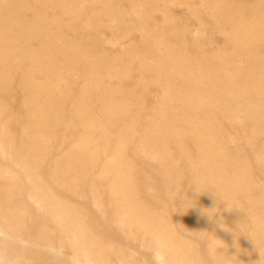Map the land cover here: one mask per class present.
<instances>
[{"label":"bare ground","instance_id":"obj_1","mask_svg":"<svg viewBox=\"0 0 264 264\" xmlns=\"http://www.w3.org/2000/svg\"><path fill=\"white\" fill-rule=\"evenodd\" d=\"M98 3L99 0H1L0 97L5 96L9 101H16V97L24 95L22 111L26 122L21 128L22 133L32 139L45 141L47 134L54 132L55 122L64 113L67 105L68 91L61 88L60 82L69 81L78 72L85 82V88L82 98L74 105L72 112L74 120L82 128H87L92 136L101 131L102 123L109 126H125V135L116 150L115 158L105 164L101 163L99 155L91 149L89 144L65 155L58 162L54 180L59 185L77 193L79 188L86 185L85 180L91 174V170L100 167L101 173L97 179L103 183L110 182L109 192L113 199L112 206L115 208L114 221L118 225L129 228L134 237L146 238L149 234L153 239V245L167 256L168 264H199L195 258L190 256L189 248L185 244L177 243L175 230L171 227L167 230H159L155 217L146 210H140L139 195L144 189L145 183L141 172H135L131 163L125 161L128 143L126 135L131 131L128 121L131 120L135 99L133 102L130 99H121L119 92L112 95L102 88L99 79L102 75V64L107 63V60L88 48L89 45L85 40H91L93 37L83 35L78 41L65 33L66 29L84 32L98 31L100 24L107 27H118L116 22L120 20L122 10H114L109 5L99 10L94 7V4ZM216 3V1L210 2L206 13L221 12L222 6H216ZM147 5L150 6L148 2L141 1L133 10L139 17L140 25L145 22L143 19L154 9L151 6V8H147ZM49 11H52V17H50ZM238 11L235 9L225 10V13L227 12L225 21L231 23L234 33L229 38L233 43V50L229 55L225 51H221L219 55L214 56L217 61L216 66L204 65L203 63L207 62V59L204 58L206 56L203 57V60L191 59L184 57L180 52L174 55L168 46L158 45L159 58L155 61L157 66L150 71L153 70L154 75H157V82L165 81L167 83V87H164L163 90L165 93L163 101L169 103L168 110L170 112L175 111L173 103H181L182 110L191 113V115H186L184 118L183 126L185 128L183 130H178L177 124L167 114V116L164 114V120L151 122L150 129L143 133H146V136L140 150L141 154L147 158L161 164L168 162L169 174L175 170V150L187 159L189 166L196 174V179L182 197L185 209L182 212L181 220L186 225H192L197 235L199 234L201 237L210 235L208 243L215 264H252L249 262V255L252 261L258 260L257 252L261 256L264 255V214L253 219V226L227 223L225 210L221 217L216 218L217 211L226 202L225 198L222 201L218 200L219 182L228 181L235 193L248 195L249 198L251 194H256L257 189L247 177H237L232 182L230 174H236L239 166L237 161L229 160L220 129L227 128L228 131L230 130L228 133L231 136L234 130L244 131L245 128L240 125L238 119L239 114L245 113L251 118L254 127L258 128L256 134H261L264 131V120L260 119L264 114V61L260 65L257 55L253 57L255 54L251 53L252 47L259 48L264 43V11L252 10L248 14L252 18L243 20L239 19L240 12ZM57 13L69 16L73 25L63 24V20L58 17ZM102 16L107 17V21H103ZM76 24H80V26H76ZM199 24L201 23L199 22ZM201 27L200 30L193 33L196 39L204 34ZM36 43H38L37 46ZM245 52L247 56L243 59ZM12 63L31 65V69L28 70L18 68L20 72H17L16 75L20 73V82L15 97L8 94L16 77L11 72ZM105 68L108 75L114 77L119 75V71L114 68ZM36 70L48 78L47 88L37 82ZM176 81L177 83H173ZM94 95L106 100L100 113L92 112L89 104V97ZM201 112H205V116L199 115ZM95 118H100L102 122L96 124ZM5 119L9 128L20 125L18 117L10 118L6 108L0 105V121ZM224 119H227L228 122L224 123ZM1 133L3 138L0 141L2 150L0 152L4 155L7 152L4 150L5 146L14 147L15 141L9 136V130L3 129ZM187 140L193 142L197 161L191 158L192 156L185 147ZM36 148L35 141H32L29 146L21 147L13 161L19 165H17L18 168L21 164L25 166L22 172L27 179L29 197L41 208L46 209L49 220L55 222L66 233L77 256L85 260L82 264H94V261L105 262L109 254L114 253L113 247L103 244L99 237L89 231L81 215H75L72 209L64 208L58 202L59 199L57 201L45 185L35 177L37 163H30L29 159L33 156L37 158ZM10 155L13 154L10 153ZM260 157L264 160V150ZM13 172L14 170L11 172L0 170V178L8 180V186L0 184V207L6 209V213L0 218L3 225L14 234V238L20 241L21 229L19 226L25 213L21 206H12L13 190L19 179ZM135 173L136 178L133 176ZM80 175L83 179L80 178ZM95 183L96 179L92 181L87 190L93 197L92 199L101 205L102 195L95 190ZM183 186L182 179L178 177L175 182V193L170 195V200L175 206L178 204L177 194ZM194 186H199L200 193L195 192ZM87 190L85 189V192ZM152 190L154 189L152 188ZM257 206L264 213L263 204L258 202ZM165 219L167 220V218ZM0 233L3 232L0 231ZM179 234L181 235V233ZM246 239H251L259 245L256 251L248 255L242 244ZM0 247H7V244L0 240ZM45 249L48 250V248ZM117 255L125 259L122 252ZM19 261L17 260L16 264H19ZM129 263L127 260L125 264Z\"/></svg>","mask_w":264,"mask_h":264},{"label":"rangeland","instance_id":"obj_2","mask_svg":"<svg viewBox=\"0 0 264 264\" xmlns=\"http://www.w3.org/2000/svg\"><path fill=\"white\" fill-rule=\"evenodd\" d=\"M141 1L148 2L154 9L143 19L145 22L140 25L139 17L133 10ZM213 1L217 2L216 6H222L221 12L213 11L212 14L206 13L207 6ZM108 5L114 10H122L120 20L116 22V26L118 27H107L104 24H100L98 31L84 32L82 30L66 29L65 33L68 36L76 38L78 41H80L83 35L93 37L94 39L85 40L89 45L88 48L107 60V63L102 64L104 68L109 67L119 71V75L114 77L108 75L106 68L102 67V75L99 79L102 88L112 95L119 92L121 99H130L132 102L135 99L131 120L128 121V124L131 125V131L126 135L128 143L125 161L131 163L135 172H141V177L145 183L144 189L139 195L140 210H146L150 215L155 217L159 230H167L169 227L175 230L177 243L185 244L189 248L190 256L195 258L199 264H215L208 243L210 235L208 234L206 237L197 235L192 225H186L181 220L182 212L185 209L182 197L186 194L187 189L194 184L196 179V174L189 166L187 159L175 150V170L169 174L168 170L170 167L167 165L168 162L161 164L149 157L147 158V156L145 157L140 152L141 145L146 136V133H143L150 129L151 122L164 120V116L167 114L177 124L178 130H183L185 128L183 126L184 118L186 115H191V113L182 110L181 103H173L175 107L174 112L168 110L169 103L163 101L165 97L163 90L164 87H167V83L165 81L161 83L157 82V75H154L155 72L153 70L150 71V69H154L157 66L155 61L159 58L158 45L161 44L164 47L168 46L174 55L180 52L184 57L196 60H203V57L206 56L204 58L207 59V62L203 64H209L208 66L210 67L216 66L217 61H215V57L221 51H225L229 55L233 50V43L230 42L229 38L234 33L231 23L225 21L227 17L225 10H239V19H251L252 16L248 15L250 11H264V0H99L98 4H94V7L101 10ZM150 6L147 5V8ZM49 15L50 17L53 16L52 11H49ZM57 15L63 20V24L73 25L69 16L58 13ZM258 16L256 17L258 18ZM102 19L103 21H107V17L102 16ZM76 26H80V24H76ZM200 26H202L201 28L203 29L201 30L204 34L198 37L199 39H196L193 33L200 30ZM37 44L35 45L37 46ZM251 53L255 54L253 57L257 55L256 57L260 60L259 64L262 65L264 61V43L259 48L252 47ZM246 56L247 53L245 52L243 59ZM19 67L22 70L31 69V65L28 63L22 65L12 63V74L16 75L17 72H20L18 70ZM78 75L79 73L76 72L69 81L60 82L61 88L68 91L67 105L64 113L55 122L54 132L48 133L45 141L32 139L22 133L21 128L26 122L24 112L22 111L24 95L16 97V101H9L5 96L0 97V105L6 108L9 117L13 119L17 116L20 121V125L12 128H9L6 119L0 121V141L3 138L1 133L3 129L9 130V136L15 141L14 147L9 148V146H5L4 150L8 153L5 152L3 155L0 149V170H3V172L14 170V175L20 179H18L17 186L13 190L12 206H21L25 213L24 219L19 226L21 229L20 241H17L11 230L3 225L1 218L0 231L7 237H0V240L7 244V246L9 245V241H11L12 245L16 247L18 257L20 258H18V261L20 260L19 264H82L85 262L82 257L77 256L66 233L55 222L49 220L46 209L41 208L40 205H37L29 197L27 179L24 176V172H22L25 166L21 164L18 168V164L13 162L21 147L29 146L32 141H35L37 158L32 155L33 157L29 159L30 163H37L35 177L45 185L57 201L59 199L58 202L64 208L72 209L75 215H81L89 231L99 237L103 244L112 246L114 249V253L109 254L105 262L94 261V264H125L127 260L130 262L129 264H168L167 256L163 255L153 245V239L149 234L146 238L142 236L134 237L129 228L120 226L114 221L115 208L112 206L113 199L109 192L110 182H99L97 178L101 173L100 167L91 170V174L85 180L86 185L79 188L77 193L70 191L65 186L59 185L54 180V172L58 162L65 155L89 144L91 149L99 155L101 163L105 164L115 158L116 150L125 135L126 128L122 125L109 126L102 123L103 128L101 131L92 136L87 128H82V126L77 124L72 116V112L74 105L82 98V92L85 88L84 80ZM36 78L39 84L47 88L48 78L44 74L36 70ZM19 82L20 73L16 75L15 82L9 89V96L15 97ZM173 83H177V81ZM88 101L92 112L100 113L106 100L94 95L89 97ZM199 115L205 116V112H201ZM95 119L96 124L102 122L100 118ZM260 119L264 120V114L261 115ZM238 120L240 125L245 128L244 131L234 130L231 136L228 133L230 130L228 131L227 128L220 129L224 138V149L227 151L229 160L237 161L239 166L236 174H230L231 180L233 182L237 177L241 176L249 178L251 184L257 188L256 194H251L252 198L250 197V199L248 195L235 193L228 181L219 182L220 193L218 200L222 201L225 198L226 202L217 211L216 218L221 217L225 210L227 212V223H241L253 226V219L264 214L257 206L259 202L263 204L264 208V160L260 157V154L264 150V131L261 134H256L258 128L254 127L251 118L245 113L239 114ZM227 122L228 120L224 119V123ZM185 147L192 156L191 158L197 161L193 142L187 140ZM10 153L13 155H10ZM133 176L136 178V173ZM178 177L182 179L184 186L177 194L178 204L175 206L170 200V195L175 193V182ZM80 178L83 179L81 175ZM95 179V190L102 195L101 205L92 199L93 197L90 195L89 190H87ZM0 184L1 186H8V180L0 178ZM85 189L87 190L86 192ZM4 213H6V209L0 207V217ZM190 239L192 240L191 242L189 241ZM242 244L245 246L244 251L247 255L259 248V245L251 239L244 240ZM45 248H48V250ZM121 252L125 255V259L117 255ZM256 255L258 260L252 261L249 255V262L257 264L261 256L259 252Z\"/></svg>","mask_w":264,"mask_h":264},{"label":"clouds","instance_id":"obj_3","mask_svg":"<svg viewBox=\"0 0 264 264\" xmlns=\"http://www.w3.org/2000/svg\"><path fill=\"white\" fill-rule=\"evenodd\" d=\"M194 190L195 192L200 193L199 186H194ZM227 206L229 208L228 203ZM4 236H5L4 233H0V237H4ZM17 260H18L17 249L12 245L11 241H9V245L7 247H0V264H16ZM262 262H264V257L261 256V259L257 262V264H262Z\"/></svg>","mask_w":264,"mask_h":264}]
</instances>
